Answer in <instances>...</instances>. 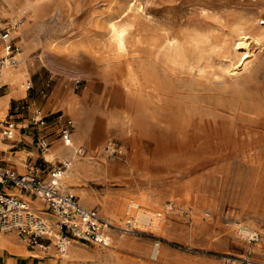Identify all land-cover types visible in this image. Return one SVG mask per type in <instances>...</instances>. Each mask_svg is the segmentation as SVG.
Here are the masks:
<instances>
[{
  "label": "rangeland",
  "instance_id": "374dc122",
  "mask_svg": "<svg viewBox=\"0 0 264 264\" xmlns=\"http://www.w3.org/2000/svg\"><path fill=\"white\" fill-rule=\"evenodd\" d=\"M26 4L0 0V16L22 20L16 42L30 77L44 100L74 93L92 131L76 140L86 149L76 164L94 175L67 188L127 245L80 244L101 252L90 261L264 264V0H47L35 13ZM113 21L128 27L122 50ZM122 116L128 132L115 126ZM109 140L120 158L105 153Z\"/></svg>",
  "mask_w": 264,
  "mask_h": 264
},
{
  "label": "built area",
  "instance_id": "2783aa9c",
  "mask_svg": "<svg viewBox=\"0 0 264 264\" xmlns=\"http://www.w3.org/2000/svg\"><path fill=\"white\" fill-rule=\"evenodd\" d=\"M21 22L22 20L17 18L6 19L0 16V40L3 43L0 52V73L4 69L17 66L20 61L21 47L13 34ZM32 87L30 82L27 88ZM41 93L46 95V89ZM31 107L27 102H20L15 110L21 113ZM16 111L10 112L0 122L4 138L13 137L18 128ZM33 113L32 120L35 125H47L48 119L40 108L33 107ZM60 123L58 136L66 145L72 146L74 121L66 118ZM30 125V122H24L23 128ZM39 144L44 150L50 147L45 136L39 138ZM104 151L112 158H120L123 155L122 146L115 140H109ZM85 154L86 149L82 146L75 149V157ZM72 161L73 158L63 160L49 172L34 163L28 164L24 173H18L15 169L0 164V231L15 232L26 244L38 248L46 255L54 254L60 257L68 254L74 241L102 247L111 246L110 231L111 227H114L111 222L99 209L83 205L77 195L63 187V177L71 168ZM7 186L18 188L42 200L46 209L39 210L30 201L8 192ZM135 207L136 203H130L127 210V224L132 227L138 222L131 214ZM250 238L254 241L261 240V234L254 232Z\"/></svg>",
  "mask_w": 264,
  "mask_h": 264
},
{
  "label": "crops",
  "instance_id": "0c3cea01",
  "mask_svg": "<svg viewBox=\"0 0 264 264\" xmlns=\"http://www.w3.org/2000/svg\"><path fill=\"white\" fill-rule=\"evenodd\" d=\"M16 33L17 31L13 34L15 39H17L18 36ZM2 48L3 43L0 40V52ZM21 53L19 55L20 61L17 66L4 69L0 73V122L10 112H15V108L20 102H27L32 107L21 113L16 111L18 114V128L13 137L4 138L0 124V164L11 167L18 173H24L27 165L34 163L44 167L45 170L49 172L63 160L73 158L72 166L66 172L62 180L64 189L70 191L66 184L67 173L72 170L76 162L80 159L74 156L77 146H81L76 143V140L82 141L89 135H92V131L85 135L77 131V133H73L72 146H68L64 143L62 138L58 136V132L61 127L60 121L64 120L67 115L61 110H63L64 105L73 100V97L76 95L69 91L58 99L57 94L53 93L52 95L54 96H52V98L44 100L46 96L41 93L44 88L40 90L39 94V82L30 77L27 70V64L25 62L27 60V54L24 56L23 60ZM8 69L14 71L12 73H5ZM24 71H27L25 77L23 75ZM18 73L20 75L17 77L16 75ZM30 82L33 84L32 89L27 88ZM33 107L42 110L43 114L48 119L47 125L37 126L34 124L32 120L34 116ZM61 112L63 113V115H61L62 117H60L59 114ZM67 117L74 121L72 117ZM24 122H30V127L23 128ZM42 136H45L49 142L50 147L48 150L42 149L39 144V138ZM6 190L30 201L39 210L46 209V205L42 200L33 197L27 192L10 186H7ZM82 204L85 205L84 203ZM80 244L87 246L89 243L74 241L69 249L68 255L65 257L56 256L54 254L46 255L38 248L26 244L17 233L0 231V264H97L90 261L98 258V255H95L96 251L89 252Z\"/></svg>",
  "mask_w": 264,
  "mask_h": 264
},
{
  "label": "bare ground",
  "instance_id": "6f19581e",
  "mask_svg": "<svg viewBox=\"0 0 264 264\" xmlns=\"http://www.w3.org/2000/svg\"><path fill=\"white\" fill-rule=\"evenodd\" d=\"M6 3H8L9 2V0H4ZM27 1V4H26V6H25V8L24 9H26V10H32V12L33 13H35L36 12V9H37V7L40 5V4H42L43 2H46L47 0H26ZM141 6V5H140ZM2 8V7H1ZM141 8V7H140ZM263 22H264V20H263ZM110 32H111V41H113V43H115V45H116V47H117V49L119 48V49H124V48H126L125 46H126V38H127V32H128V27L126 26V25H122V24H119L118 22H115V21H113V22H111V24H110ZM246 37V36H245ZM243 38V37H242ZM244 40V39H243ZM170 41V40H169ZM171 41H174V40H172L171 39ZM248 43V42H247ZM247 43H246V41L244 40V41H240L239 42V47H241L242 49H244L245 51L244 52H247L248 50H247ZM166 44V43H165ZM174 42H168V44H167V46H165L166 48L165 49H167L168 51L170 50V49H172L173 47H174ZM179 46V45H178ZM249 46V45H248ZM60 47V46H59ZM176 48V47H175ZM177 48H180V46L179 47H177ZM60 49V48H59ZM58 49V50H59ZM48 51L49 52H51L52 54H56V52H54V49L52 48V47H49L48 48ZM167 51V52H168ZM179 53V52H178ZM50 54V53H49ZM243 54V53H242ZM246 54V53H245ZM175 57V56H174ZM108 59V58H107ZM106 59V60H107ZM109 64V63H108ZM10 69V68H9ZM7 70V71H5V73H12L14 70ZM26 72L27 71H24V73H23V75H24V77L26 76ZM20 74L18 73L16 76L18 77ZM23 90H24V87H23ZM64 109H65V111L66 112H71L72 114H74V118H75V120H76V123H77V126H78V129H79V133H82L83 135H85V134H88V131H89V128H88V126H87V123H86V121L80 116V109L78 108V103L76 102V101H74V100H71V101H69L66 105H64V107H63ZM126 118H127V116H125ZM113 121H115V120H113ZM128 121V120H127ZM124 118H123V116L121 117V119H120V121L115 125V126H117V127H119V129H121L122 131H124V132H126L127 130H128V127H129V124H128V122H127ZM108 130V131H112L113 129H114V127L113 126H111L110 124L108 125V127L107 128H103V129H101V130H97V132H94L95 134V136H97V137H101L102 135H105L106 134V132L107 131H105V130ZM113 132V131H112ZM128 132V131H127ZM96 143V142H95ZM77 161V160H76ZM80 163V162H79ZM83 171L84 172H82L81 171V169L79 168V164H76V166H74L73 168H72V170L69 172V173H67L68 174V176H67V178H66V181L68 180V182H71V183H76L77 181H78V177L80 176V175H82L83 173H93V172H95L94 170H91L90 168H88V166H84L83 167ZM101 172V171H100ZM93 175H94V173H93ZM86 177V176H85ZM80 191H82V190H80ZM84 191V190H83ZM74 193V192H73ZM89 194V193H88ZM90 195V194H89ZM107 204V203H106ZM171 205V204H170ZM109 207V209H108V211H109V213H111V211H112V213H116L115 212V210L113 211V209H110V206H108L107 205V208ZM107 211V212H108ZM145 212V211H144ZM111 215V214H110ZM115 216V215H114ZM140 216V215H139ZM138 216V217H139ZM140 218H141V221H144V222H146V223H150V215H149V213H142L141 214V216H140ZM158 218V217H157ZM139 220V219H138ZM152 221V220H151ZM156 223V225L158 226L159 224H158V220L155 222ZM161 228V227H160ZM248 227H245V226H240V230H241V232H243L244 234H249V235H251L252 234V231H250L249 230V228L247 229ZM128 230V229H127ZM113 236H115V235H112V238L113 239H117L118 241H119V246L120 247H122V248H127V245H126V243H125V239L124 238H122V237H120V238H118V236H116V237H113ZM116 241V240H115ZM117 247V246H116ZM158 250H156V252H157ZM111 252V251H110ZM101 252H99V254H100ZM98 254V255H99ZM109 254H111V257H113L114 255H113V253H109ZM158 254H159V251H158ZM117 255V254H116ZM97 256V255H96ZM98 257V256H97ZM100 259H101V257H100ZM237 262V261H236Z\"/></svg>",
  "mask_w": 264,
  "mask_h": 264
}]
</instances>
